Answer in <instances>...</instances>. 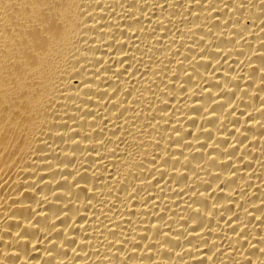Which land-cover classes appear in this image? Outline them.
<instances>
[{
  "label": "bare ground",
  "instance_id": "6f19581e",
  "mask_svg": "<svg viewBox=\"0 0 264 264\" xmlns=\"http://www.w3.org/2000/svg\"><path fill=\"white\" fill-rule=\"evenodd\" d=\"M0 264H264V0H0Z\"/></svg>",
  "mask_w": 264,
  "mask_h": 264
}]
</instances>
